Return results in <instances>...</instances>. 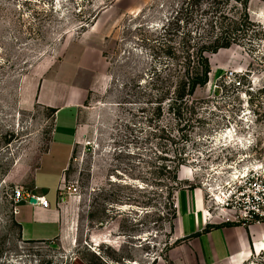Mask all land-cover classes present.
<instances>
[{"label": "rangeland", "instance_id": "374dc122", "mask_svg": "<svg viewBox=\"0 0 264 264\" xmlns=\"http://www.w3.org/2000/svg\"><path fill=\"white\" fill-rule=\"evenodd\" d=\"M241 1L0 0V264H157L179 245L175 206L196 192L212 216L241 222L239 207L264 182V0ZM221 18L241 22L238 44L208 54L199 122L179 131L156 101ZM41 93L79 102V135L60 190L63 235L29 242L12 192L50 184L53 200L64 165L36 170L55 126ZM180 157L193 188L172 205Z\"/></svg>", "mask_w": 264, "mask_h": 264}, {"label": "crops", "instance_id": "0c3cea01", "mask_svg": "<svg viewBox=\"0 0 264 264\" xmlns=\"http://www.w3.org/2000/svg\"><path fill=\"white\" fill-rule=\"evenodd\" d=\"M62 98L58 95L51 98L42 93L39 98L40 103L55 110V126L50 144L42 153L36 170L42 171L44 161L47 170L50 169L58 158L64 165L59 181L54 185L58 192L49 201V207L26 201L18 206L15 220L21 227L20 234L24 241H51L61 237L64 232L59 189L78 141L80 104L76 100L63 103ZM67 111L68 115L64 114ZM50 187V184L38 185L34 182L33 191L44 194L49 200ZM209 211L201 192L187 195V201L184 200L181 206L178 204L175 234L183 240L169 251L168 260L161 259L157 264H243L264 250V222L231 223L218 214L210 219Z\"/></svg>", "mask_w": 264, "mask_h": 264}, {"label": "trees", "instance_id": "16d2710c", "mask_svg": "<svg viewBox=\"0 0 264 264\" xmlns=\"http://www.w3.org/2000/svg\"><path fill=\"white\" fill-rule=\"evenodd\" d=\"M242 2L241 0H237ZM245 3L248 0H244ZM224 19L218 21L211 20L210 28L212 32L214 29H218L215 35L211 37V40H207L205 44L201 47L195 42L190 46L193 51L188 54V63H186L187 70L185 74L179 78L174 85V89L171 88L162 93L157 99V113L158 117H162L165 107H168V112L171 113L180 126L179 131H183L184 127H193L199 120H194V116L199 110V102L194 99V95L199 87L206 86L210 81V76L212 73V67L210 59L208 57L209 53H217L221 49L231 48L234 44H238V38L240 37L241 22L237 20H232L230 24L224 22ZM189 53V51H188ZM185 123V124H184ZM184 126L182 127V125ZM186 160L183 157L178 158L176 166L172 169L171 181L173 182L171 186L168 187L169 198H172V205H175V200L173 199L175 192L181 191L183 189H191L185 187L186 184L180 177V169L185 164ZM171 170V169H170ZM173 219L177 218L178 210L175 206ZM173 228V223H171ZM20 227V226H19ZM21 229V227H20ZM183 239H178L175 244H180ZM254 254L249 260L245 261L243 264H263L264 260V250L260 253L261 259L258 262L253 261L256 259ZM158 259L154 261L157 262ZM168 260V257H165Z\"/></svg>", "mask_w": 264, "mask_h": 264}, {"label": "built area", "instance_id": "2783aa9c", "mask_svg": "<svg viewBox=\"0 0 264 264\" xmlns=\"http://www.w3.org/2000/svg\"><path fill=\"white\" fill-rule=\"evenodd\" d=\"M69 189L72 190V187ZM242 189L243 186L239 187L238 191H241ZM253 189L252 196H250L248 202L239 207V220L244 223L261 222V220H264V182L260 181L254 183ZM60 190L61 187L59 189V203L61 204L62 197ZM11 197L15 203V213L22 202H31V199H35L40 206L45 208L50 205L49 200L44 194H36L33 190L26 192L17 188L13 190ZM211 217L213 216L209 212L208 218L211 219Z\"/></svg>", "mask_w": 264, "mask_h": 264}, {"label": "water", "instance_id": "95a60500", "mask_svg": "<svg viewBox=\"0 0 264 264\" xmlns=\"http://www.w3.org/2000/svg\"><path fill=\"white\" fill-rule=\"evenodd\" d=\"M31 202H32V203H35V202H36V200H35V199H31Z\"/></svg>", "mask_w": 264, "mask_h": 264}]
</instances>
